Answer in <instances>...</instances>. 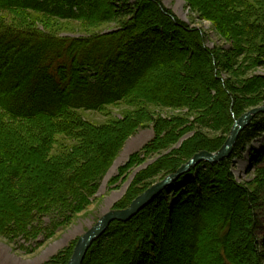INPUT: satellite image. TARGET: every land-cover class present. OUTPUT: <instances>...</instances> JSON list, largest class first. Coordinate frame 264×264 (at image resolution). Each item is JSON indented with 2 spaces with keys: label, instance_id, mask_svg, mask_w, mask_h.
<instances>
[{
  "label": "trees",
  "instance_id": "obj_1",
  "mask_svg": "<svg viewBox=\"0 0 264 264\" xmlns=\"http://www.w3.org/2000/svg\"><path fill=\"white\" fill-rule=\"evenodd\" d=\"M184 1L227 49L208 48L205 32L160 0H0L3 238L37 244L63 229L138 130L151 127L152 139L111 183L154 159L117 208L194 154L218 150L234 121L264 103V73H256L264 71V0ZM60 21L78 23L83 34L61 35L52 25ZM107 24L114 29L95 32ZM114 106L119 116L104 113ZM263 133L259 113L231 156L197 163L129 221L112 222L81 264H264L256 215L264 168L250 187L231 172L233 156ZM73 247L42 264H66Z\"/></svg>",
  "mask_w": 264,
  "mask_h": 264
},
{
  "label": "rangeland",
  "instance_id": "obj_2",
  "mask_svg": "<svg viewBox=\"0 0 264 264\" xmlns=\"http://www.w3.org/2000/svg\"><path fill=\"white\" fill-rule=\"evenodd\" d=\"M160 1L166 8L170 9L180 20L185 22L188 26L202 29L206 34V46L208 48L221 47L227 49L229 47L228 43L222 40L211 29L210 23L208 21L197 19L195 14L192 13L186 6L184 0ZM52 25L54 27H60V30L58 31L61 35L77 36L83 34V32H81L80 30L79 24L75 22L70 21L67 23V21H60L52 23ZM114 27V24L103 25L97 28L95 32H107L114 29ZM256 73H264V71L257 70ZM120 110L121 108L119 106H114L108 108L104 113L110 114L111 117L119 116ZM104 113L85 112L83 114L90 120L100 122L106 118L103 115ZM177 113H179L178 110L163 109L161 111V114L163 116ZM246 127H244L242 131ZM242 131H240L239 134ZM228 136L229 134L226 135V138ZM152 137L153 130L151 127L140 129L136 133L128 137L115 156L112 164L107 169L105 175L99 182L98 188L95 194L92 196L89 205L84 210L77 213L76 216L71 219L69 224H67L63 229L57 231L50 238L40 241L37 244L35 241L24 242L22 240L18 241L17 243H13L7 241L0 235V264H42L49 260L52 256L56 255L58 252L62 251L64 248L70 247L71 245L74 246L77 239L82 236L89 228H91L96 223V221L107 211L111 209H124L128 207L133 199L123 208H117V203L124 197L134 174L141 168L145 167L146 164L150 163L154 158L152 157L146 162L129 169L126 175L121 176L115 183H111V180L117 175L119 167L128 160L129 156L141 150L152 139ZM233 148L229 156H231ZM231 163V172L236 183L246 186L249 182H251L254 178L255 169L259 167L264 168V133L252 140L249 144L246 145L243 150H240L236 155H234L231 159ZM162 179H160V177H157L154 179V182L152 184ZM150 203H152V201ZM150 203H148L146 206H148ZM217 203H222V201H217L216 205ZM262 204L263 205L256 210V215L259 221L257 235L259 241H261V243L263 242L262 248L264 249V202ZM145 207H143L142 209H144Z\"/></svg>",
  "mask_w": 264,
  "mask_h": 264
},
{
  "label": "water",
  "instance_id": "obj_3",
  "mask_svg": "<svg viewBox=\"0 0 264 264\" xmlns=\"http://www.w3.org/2000/svg\"><path fill=\"white\" fill-rule=\"evenodd\" d=\"M259 113H264V103L248 110L234 121L229 136L217 151L213 153L200 151L194 154L185 164L181 165L175 173L152 184L137 195L130 202L128 207L124 209H111L104 213L91 228L77 239L72 254L66 264H81L91 244L105 232L110 223L114 221L126 222L130 220L143 207L153 201L169 184L175 181L181 174L188 172L200 161L215 163L228 157L237 140L239 132Z\"/></svg>",
  "mask_w": 264,
  "mask_h": 264
}]
</instances>
